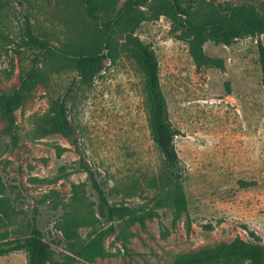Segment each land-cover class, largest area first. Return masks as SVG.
<instances>
[{
	"label": "rangeland",
	"instance_id": "1",
	"mask_svg": "<svg viewBox=\"0 0 264 264\" xmlns=\"http://www.w3.org/2000/svg\"><path fill=\"white\" fill-rule=\"evenodd\" d=\"M26 13L19 0H0V32L6 37L0 39L3 91L22 88L23 75L37 54L20 43ZM169 27V20L160 17L141 24L136 34L153 48L169 119L180 131L174 145L187 212L174 220L167 204L157 205L170 186V170L151 140L142 75L122 57L114 64L107 61L89 89L69 96L78 151L60 134H34V119L46 112L48 95L62 96L75 78L73 71L51 74L49 91L25 85L28 98L14 113L19 135L15 147L1 133L5 121L0 116V180L9 205L0 233L22 238L34 219L54 260L62 261L70 253L57 225L74 195L73 185L82 183L84 203L94 211V228L107 229L109 223L95 213L96 194L79 164L81 154L110 203L145 204L159 214L144 226L131 227L125 249L107 236L104 247L116 254L90 264H171L180 253L236 240L264 247V82L257 51V40L264 45V35L230 47L206 43L205 53L223 61L220 70L197 68ZM60 148L65 150L58 155ZM237 180L255 185L242 189ZM91 231L84 225L76 233L86 242ZM0 264H26L25 253L0 257Z\"/></svg>",
	"mask_w": 264,
	"mask_h": 264
},
{
	"label": "trees",
	"instance_id": "2",
	"mask_svg": "<svg viewBox=\"0 0 264 264\" xmlns=\"http://www.w3.org/2000/svg\"><path fill=\"white\" fill-rule=\"evenodd\" d=\"M27 8L23 17L21 44L37 51L32 67L24 73L22 88L11 91L0 89V116L5 121L1 133L9 138L10 147L19 142L15 110L28 98L27 84L41 85L49 91L51 74L73 71L75 78L60 97L48 95L46 112L34 119L36 138L60 134L78 151L77 127L71 121L67 102L71 94L89 89L104 70L106 62L114 64L119 58L131 60L143 78L148 127L153 144L158 149L164 166L170 172L169 187L157 205L172 210L174 220L187 212L188 201L183 189V175L174 145L180 135L170 119L166 98L159 80V64L150 44L136 34L144 22L160 17L169 20V34L187 46L188 54L197 68L224 69L221 59L208 56L204 45L230 47L238 40L264 35V0H227L214 3L208 0H19ZM0 39L6 37L0 32ZM259 64L264 82V45L257 40ZM228 85H225L227 88ZM25 90V91H24ZM65 150L58 149V155ZM79 164L87 173L91 189L96 194L95 213L109 223L107 229H96L92 207L84 203V183L73 185L74 195L64 208L57 229L66 241L64 249L70 255L60 262L44 239L34 219L22 238L9 239L8 232L0 233V257L13 252H24L26 264H90L109 258L104 247L107 236L126 248L132 236L131 227L144 226L159 214L145 204L110 203L106 192L96 180L95 173L83 161ZM239 188L255 185L252 181L237 180ZM5 187L0 180V227L8 218V201L2 197ZM89 225L92 231L82 242L76 230ZM171 264H264V247L259 242L236 240L209 248L180 253Z\"/></svg>",
	"mask_w": 264,
	"mask_h": 264
}]
</instances>
